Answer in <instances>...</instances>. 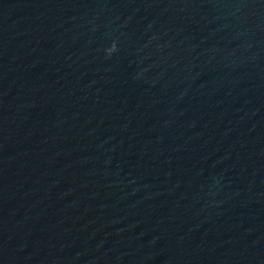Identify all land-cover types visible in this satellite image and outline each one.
Returning a JSON list of instances; mask_svg holds the SVG:
<instances>
[{
    "label": "water",
    "instance_id": "water-1",
    "mask_svg": "<svg viewBox=\"0 0 264 264\" xmlns=\"http://www.w3.org/2000/svg\"><path fill=\"white\" fill-rule=\"evenodd\" d=\"M0 264H264V0H0Z\"/></svg>",
    "mask_w": 264,
    "mask_h": 264
}]
</instances>
